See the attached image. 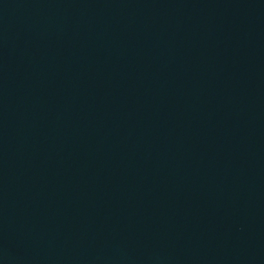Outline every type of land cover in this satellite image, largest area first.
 I'll list each match as a JSON object with an SVG mask.
<instances>
[{"label": "water", "instance_id": "1", "mask_svg": "<svg viewBox=\"0 0 264 264\" xmlns=\"http://www.w3.org/2000/svg\"><path fill=\"white\" fill-rule=\"evenodd\" d=\"M0 264H264V0H0Z\"/></svg>", "mask_w": 264, "mask_h": 264}]
</instances>
